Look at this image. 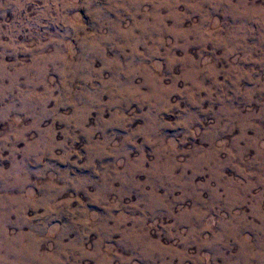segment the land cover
<instances>
[{
  "label": "rangeland",
  "instance_id": "374dc122",
  "mask_svg": "<svg viewBox=\"0 0 264 264\" xmlns=\"http://www.w3.org/2000/svg\"><path fill=\"white\" fill-rule=\"evenodd\" d=\"M238 2L0 0V264H264Z\"/></svg>",
  "mask_w": 264,
  "mask_h": 264
},
{
  "label": "clouds",
  "instance_id": "9594fccd",
  "mask_svg": "<svg viewBox=\"0 0 264 264\" xmlns=\"http://www.w3.org/2000/svg\"><path fill=\"white\" fill-rule=\"evenodd\" d=\"M233 7L236 9L238 15L264 20V0H260L258 4L249 2V0H240Z\"/></svg>",
  "mask_w": 264,
  "mask_h": 264
}]
</instances>
